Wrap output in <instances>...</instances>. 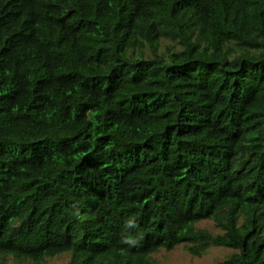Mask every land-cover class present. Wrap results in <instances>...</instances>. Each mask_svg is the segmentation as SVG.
<instances>
[{
  "label": "trees",
  "instance_id": "1",
  "mask_svg": "<svg viewBox=\"0 0 264 264\" xmlns=\"http://www.w3.org/2000/svg\"><path fill=\"white\" fill-rule=\"evenodd\" d=\"M181 245L264 264V0H0V264Z\"/></svg>",
  "mask_w": 264,
  "mask_h": 264
},
{
  "label": "rangeland",
  "instance_id": "2",
  "mask_svg": "<svg viewBox=\"0 0 264 264\" xmlns=\"http://www.w3.org/2000/svg\"><path fill=\"white\" fill-rule=\"evenodd\" d=\"M169 43V42H168ZM246 146L241 147L240 155L237 164L243 165L247 160ZM199 228L209 230L214 234L220 233L212 221H203L198 225ZM231 250L225 248L212 247L203 257H193L190 255L185 246L181 245L175 248L171 252L162 251L160 253L152 255L155 264H217L222 263L230 254ZM71 259L70 252H64L61 254L48 257L43 264H67ZM9 264H15L13 261H8ZM17 264H32L31 262H24Z\"/></svg>",
  "mask_w": 264,
  "mask_h": 264
},
{
  "label": "clouds",
  "instance_id": "3",
  "mask_svg": "<svg viewBox=\"0 0 264 264\" xmlns=\"http://www.w3.org/2000/svg\"><path fill=\"white\" fill-rule=\"evenodd\" d=\"M74 215H78V213H74ZM125 227L127 229H132V228H136L137 224L134 219H128L125 223ZM142 239H143L142 236L137 238L132 234H127L121 237L120 242L124 245H127L129 248H133V247H138Z\"/></svg>",
  "mask_w": 264,
  "mask_h": 264
}]
</instances>
